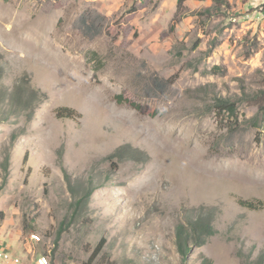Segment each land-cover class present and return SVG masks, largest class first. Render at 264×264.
<instances>
[{
	"label": "rangeland",
	"instance_id": "obj_1",
	"mask_svg": "<svg viewBox=\"0 0 264 264\" xmlns=\"http://www.w3.org/2000/svg\"><path fill=\"white\" fill-rule=\"evenodd\" d=\"M159 1L107 15L102 0H0V264H245L264 251V206L238 203L264 204L261 9L183 3L174 18ZM16 88L26 104L11 105ZM226 99L236 116L216 109ZM89 180L74 210L71 188ZM199 212L217 233L181 254L176 225Z\"/></svg>",
	"mask_w": 264,
	"mask_h": 264
},
{
	"label": "trees",
	"instance_id": "obj_2",
	"mask_svg": "<svg viewBox=\"0 0 264 264\" xmlns=\"http://www.w3.org/2000/svg\"><path fill=\"white\" fill-rule=\"evenodd\" d=\"M185 0H179L178 5H177V12L174 16V18L177 17V13L181 10L182 4ZM215 4H222L224 7H229L230 3L226 0H214L213 1ZM264 8V4L261 6ZM90 23H95V18L91 19L89 18ZM84 24L86 20L83 21ZM88 26V25H87ZM88 31H92L91 26L89 28L87 27ZM99 32L98 29L93 33V35L97 34ZM18 91L19 88H16L15 91H13L10 95V101L12 106H16L19 104H23L28 101H23L19 96H18ZM29 95H31V92L29 90ZM264 94V92H259V94H256L255 96L251 97L255 101L254 103L258 105V111L263 112L264 111V103L260 105L257 99L260 98V95ZM32 99V97H30ZM216 109L218 111L225 110L229 115L231 116H236V103L233 101H230L228 99L226 100H220L215 103ZM74 111L67 109V108H58L57 109V116L60 118H73ZM127 150L125 149V146L118 147L112 155L114 157H117L119 159L124 156V154H127ZM86 183L83 184L85 187ZM92 182L87 183V188H83V190L73 191L71 188V192L73 193L75 197L74 203H73V209L76 210L77 206H84L87 204V199L88 196L91 195V193L97 188L95 185L91 186ZM90 186V187H88ZM92 187V188H91ZM84 192L81 194V192ZM238 203L240 206L250 209V210H258L264 206V204L261 201H252V200H242L239 199ZM197 214V215H196ZM191 213L184 219V223H179L176 225L175 229V234H176V239H175V244L177 251L180 252L181 254H187L189 253L192 248L194 247H200L204 245L207 240L211 237L214 236L217 233V230L215 229L214 225L212 224L213 220V215L210 212H199V213ZM34 221V220H32ZM105 240L100 239V241L97 243L96 247L93 249L88 261L92 262L102 251L103 246H104ZM245 264H264V251H262L256 259H246ZM106 264H114V262H107Z\"/></svg>",
	"mask_w": 264,
	"mask_h": 264
},
{
	"label": "crops",
	"instance_id": "obj_3",
	"mask_svg": "<svg viewBox=\"0 0 264 264\" xmlns=\"http://www.w3.org/2000/svg\"><path fill=\"white\" fill-rule=\"evenodd\" d=\"M103 6L105 9H107L106 14H110L111 9H115L116 7H119L122 3L127 2L129 0H102ZM179 0H160L158 8L163 11H168L170 14H176L177 12V5ZM214 0H185L183 3L194 5L196 3H203V2H209ZM230 4L237 7L239 10L243 12H247V15L255 16L256 14V8L260 7L261 12L258 13V18H262L264 21V8L261 6L264 4V0H226ZM112 7V8H111ZM248 11H250L248 13Z\"/></svg>",
	"mask_w": 264,
	"mask_h": 264
},
{
	"label": "built area",
	"instance_id": "obj_4",
	"mask_svg": "<svg viewBox=\"0 0 264 264\" xmlns=\"http://www.w3.org/2000/svg\"><path fill=\"white\" fill-rule=\"evenodd\" d=\"M29 240L32 243H37V240L29 235ZM36 264H49L48 256L45 253H40L37 257Z\"/></svg>",
	"mask_w": 264,
	"mask_h": 264
}]
</instances>
